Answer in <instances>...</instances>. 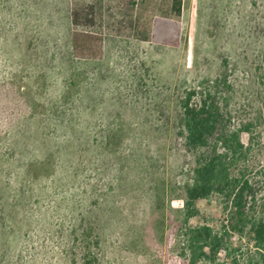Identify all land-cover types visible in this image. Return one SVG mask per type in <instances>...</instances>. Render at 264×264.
Masks as SVG:
<instances>
[{
  "label": "rangeland",
  "instance_id": "1",
  "mask_svg": "<svg viewBox=\"0 0 264 264\" xmlns=\"http://www.w3.org/2000/svg\"><path fill=\"white\" fill-rule=\"evenodd\" d=\"M71 1L0 0V264H189L184 233L203 224L225 247L197 264H255L249 229L224 232L223 194L188 216L195 157L178 133L186 90L236 60L231 94L251 125L239 169L250 216L264 215V0H183L181 17L172 0H136L132 37L110 0L93 59L73 54ZM158 16L182 22L179 46L152 41Z\"/></svg>",
  "mask_w": 264,
  "mask_h": 264
},
{
  "label": "trees",
  "instance_id": "2",
  "mask_svg": "<svg viewBox=\"0 0 264 264\" xmlns=\"http://www.w3.org/2000/svg\"><path fill=\"white\" fill-rule=\"evenodd\" d=\"M110 0H72L70 19L75 29L72 38L73 54L80 59L98 58L102 51V6ZM123 16L118 19L116 33L132 37L136 29V17L132 7L136 0H115ZM177 17L183 14V0H172ZM152 41L156 44L179 46L184 38L182 22L167 16H158L152 26ZM242 34V33H241ZM240 34V35H241ZM237 61L225 58L224 68L214 81L204 78L202 88H190L181 100V124L178 133L187 153L195 157L192 181L185 186V207L188 216L196 211L191 208L195 201L220 192L227 199V228L243 234L249 229L254 245L261 255L255 264H264V215L250 216V202L255 190L245 169H239L249 146L241 137L251 133L249 121L239 120L240 110L233 102L234 74ZM237 170V171H236ZM185 253L189 264L202 260L216 262L225 247V235L215 232L206 224L188 226L184 233Z\"/></svg>",
  "mask_w": 264,
  "mask_h": 264
}]
</instances>
